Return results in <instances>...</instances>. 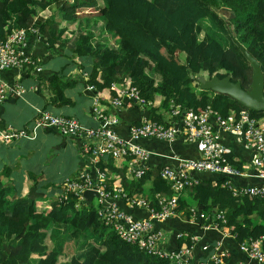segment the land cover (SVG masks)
I'll list each match as a JSON object with an SVG mask.
<instances>
[{
	"label": "trees",
	"instance_id": "obj_1",
	"mask_svg": "<svg viewBox=\"0 0 264 264\" xmlns=\"http://www.w3.org/2000/svg\"><path fill=\"white\" fill-rule=\"evenodd\" d=\"M203 20L209 23V32L198 39ZM75 21L79 25L70 31L74 38L70 49L77 58L76 66L87 69L86 80L98 100L103 103L118 96V88L129 83L145 102L144 117L154 121L162 120L161 112L168 111L170 103L193 113L209 107L223 119L237 120L246 110L237 101L205 89L196 92L191 82L197 76H228L247 89L250 67L242 49L259 63L264 83V0H0V38L13 28L32 24L38 28V39L48 47H57ZM100 27L113 44L100 38L92 43L98 32L93 33ZM216 31L231 36L226 46ZM86 59L88 66L83 63ZM49 81L55 97L63 101L60 78L50 75ZM156 95L160 96L161 111L151 104ZM246 111L255 118L264 115L262 111ZM98 165L102 169L103 164ZM154 168V190L167 191L158 167ZM110 169L121 176L119 182L128 188V196L136 195L150 175L128 182L123 170ZM222 181L199 180L191 188L195 203L204 209L214 205L225 210L222 229L234 233L237 242L264 236L261 201L250 196L232 197L220 187ZM37 185L32 181L21 186L0 178V264H168L120 240L98 222L95 209L75 195L67 194L65 200L53 198ZM44 205L49 209L46 212Z\"/></svg>",
	"mask_w": 264,
	"mask_h": 264
},
{
	"label": "built area",
	"instance_id": "obj_2",
	"mask_svg": "<svg viewBox=\"0 0 264 264\" xmlns=\"http://www.w3.org/2000/svg\"><path fill=\"white\" fill-rule=\"evenodd\" d=\"M38 28L35 25L13 28L0 38V73L3 70H24L32 66V59L23 52L27 38H38ZM88 88L94 91L89 84ZM21 94L20 84L8 89L0 78V103L7 93ZM94 116L99 121L96 127L80 125L72 117L53 115L45 109H39L31 118L34 127H51L63 136L78 140V148L83 154L93 156L94 159L109 157L112 160L123 162L125 172L133 181L140 180L152 167L148 163L149 152L141 145L139 140L156 139L171 142L181 138L186 142L199 143V156L197 158H175L171 166L158 168V176L164 181L170 193L157 192L154 201L150 202L141 196H128L121 188H112L104 182V174L96 166L94 175L83 171L73 178L62 182L65 195L60 198L67 199V194L75 195L79 201L84 198L85 192H93L95 198V212L100 224L112 230L123 242L134 245L144 254L166 260L168 264H223L226 251L219 248V242L210 246L202 244L201 249H211L207 260H193L190 255L192 245L197 237L178 232L175 238L182 241L175 249H165L161 246L166 233L154 227V223L162 222L174 214L180 193L192 188L198 179L191 173H207L217 175L223 181L219 184L225 188L232 197L250 196L261 201L264 205V115L253 117L246 110L239 113L237 120L223 119L209 107L202 112L193 113L172 103L168 106V115L161 121H154L143 117L139 123L128 128V139L118 136L110 126L115 119L103 112L100 104H108L110 108H122L125 100H130L144 108L145 102L137 89L125 83L118 88V96H111L100 102L94 92ZM227 132L242 135L245 144L252 152L250 164L255 169L254 177L260 182L256 185L247 184L237 186L232 178L242 175L239 167L229 163L226 148L218 141V132ZM27 135L24 130L9 131L0 134L3 142L13 138ZM139 195H141L139 193ZM115 199L124 200L129 207H139L146 212L145 217H133L120 209ZM191 219L202 217L194 208H189ZM214 223L210 221L206 228L219 230L223 235L235 239V234L222 229L226 221L225 210L216 208L213 214ZM264 236L247 237L237 242L238 251L257 264L264 263Z\"/></svg>",
	"mask_w": 264,
	"mask_h": 264
},
{
	"label": "crops",
	"instance_id": "obj_3",
	"mask_svg": "<svg viewBox=\"0 0 264 264\" xmlns=\"http://www.w3.org/2000/svg\"><path fill=\"white\" fill-rule=\"evenodd\" d=\"M80 23L83 24V21ZM99 23L100 21L96 22V24ZM77 25L79 23L75 21L67 27L68 29L61 36L57 47H48L36 37L27 38L23 52L32 58V66H28L22 71L15 69L1 71L0 78L8 89L19 83L22 93L17 95L8 92L6 98L0 103V134L24 130L27 135L13 138L8 142H3L0 139V178L4 182L11 181L21 186L36 181L37 186L43 189L45 194L56 198L65 195L61 185L64 180L73 178L83 171L93 176L95 166L99 169L98 164L102 163L103 166H100L102 169L99 170L104 174V182L107 186L112 187L115 184H120L118 187L123 188L122 190L128 194V188L119 182L121 176L119 174L115 176L110 169V167H117L123 170L124 178L128 182H133L125 172L123 162L112 160L109 157H100L98 161V158L94 159L93 156L83 154L79 150V142L76 138L63 136L51 127H34L31 120L37 110L45 109L53 115L72 117L85 127H96L99 124L93 110L95 91L88 88L89 83L86 80L87 69L76 66L77 58L70 49L74 39L70 31ZM74 58L76 59L74 60ZM83 63L87 66L90 65L87 59ZM50 75H57L65 84L63 86L59 81L58 85L62 88L61 94L65 101H59L55 97L53 86L49 81ZM151 104L155 107L158 106L156 110L158 111L160 96L156 95ZM100 106L105 114L111 115L115 119V122L110 126L123 139L129 138L128 128L139 123L144 117L145 108L132 102L124 101L123 107L116 109L110 108L105 103ZM163 111L161 112L163 113L162 119L168 115V111L165 113ZM218 134V141L226 148L228 158L242 172L240 177L232 178V183L237 186L258 184L260 181L254 177L255 169L250 164L252 152L245 144L243 136L222 131H219ZM138 143L149 152L147 161L152 167L171 166L175 163V158L195 159L199 156V143L186 142L181 138L171 142L145 139L139 140ZM5 168L6 175H3ZM148 173L150 174L148 175L149 179L142 183L138 196L150 201L154 199L157 192L170 193L168 190H164L165 192L154 190L152 174L156 173V169L153 168ZM191 175L198 181L213 183L219 179V176L207 173H191ZM164 184L166 183L164 182ZM192 192L191 188L183 190L178 197L174 214L162 222L154 223L155 228L166 233L161 246L165 249H175L182 243L180 239L175 238V234L178 232L187 233L197 237V241L190 249L193 260H207L208 252H211V249L202 250V244L212 246L219 242V248L226 251L223 264H257L238 251L235 239L223 235L217 229L205 227L210 221L212 224L214 223L213 217L208 216L212 215L217 207L209 205L208 209H204L203 205L195 203ZM81 202L95 207L93 196L84 197ZM114 202L120 209L130 213L133 217L146 216L143 209L129 207L124 200L115 199ZM180 203H182L181 207H179ZM189 208H194L197 213L202 214V217L191 219L188 213ZM42 210L46 212L49 209L44 205ZM252 219L255 222L258 221L256 216H252Z\"/></svg>",
	"mask_w": 264,
	"mask_h": 264
},
{
	"label": "water",
	"instance_id": "obj_4",
	"mask_svg": "<svg viewBox=\"0 0 264 264\" xmlns=\"http://www.w3.org/2000/svg\"><path fill=\"white\" fill-rule=\"evenodd\" d=\"M242 53L250 67V81L247 89L241 88L239 82H231L228 76L222 78L211 77L209 79L198 76V81L202 89L226 94L246 110L264 112V83L259 63L245 50H242ZM92 195H94L93 192L84 193L85 198L92 197Z\"/></svg>",
	"mask_w": 264,
	"mask_h": 264
},
{
	"label": "rangeland",
	"instance_id": "obj_5",
	"mask_svg": "<svg viewBox=\"0 0 264 264\" xmlns=\"http://www.w3.org/2000/svg\"><path fill=\"white\" fill-rule=\"evenodd\" d=\"M219 12V15H222L223 17L224 16H226L225 14H223V13H221L220 11H218ZM98 26L100 25L101 26V23H99V24H97ZM208 25H209V23L207 22V20H203L201 23H200V29H199V32H198V34H197V38L198 39H201L203 36H204V34L207 32H209V30H207V27H208ZM98 32V34H97V36H96V38H94V39H92V43H94V41L95 40H97V39H99V40H101L103 43H107L108 42V44H110V42L113 44V41H112V39L109 37V36H106L105 37V35L102 33V31H101V27L100 28H97L96 30H95V33H93V34H96ZM217 32V34L220 36V37H218V40L222 43V45H224V46H226L228 43L227 42H229L230 41V35L227 33V32H220V31H216ZM229 33H230V31H229ZM101 34V35H100ZM233 36V35H232ZM106 39H107V42H106ZM227 41V42H226ZM114 42H115V39H114ZM111 45V44H110ZM243 50V49H242ZM247 62V61H246ZM247 64H248V62H247ZM261 73H262V71H261ZM262 76H263V73H262ZM191 86H192V88H194L195 90H196V92H198L197 90H199V89H202L201 88V85H200V83H199V81H198V76L197 77H195V79L191 82ZM90 241V240H89ZM91 242V241H90ZM94 243V242H93ZM49 244V243H48Z\"/></svg>",
	"mask_w": 264,
	"mask_h": 264
}]
</instances>
